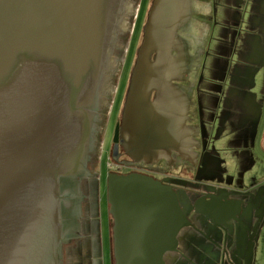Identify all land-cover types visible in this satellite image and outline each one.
Listing matches in <instances>:
<instances>
[{
  "label": "water",
  "instance_id": "1",
  "mask_svg": "<svg viewBox=\"0 0 264 264\" xmlns=\"http://www.w3.org/2000/svg\"><path fill=\"white\" fill-rule=\"evenodd\" d=\"M129 1L0 0V264H69L101 253L92 160ZM188 4L152 0L113 135L116 161L121 145L136 162L198 165L202 127L188 124L193 91L180 84ZM107 198L114 264H166L179 231L192 225L178 192L146 175L109 173ZM243 203L217 194L195 203L224 237L223 261L226 222L251 229L255 212ZM220 207L234 211L218 220Z\"/></svg>",
  "mask_w": 264,
  "mask_h": 264
},
{
  "label": "rangeland",
  "instance_id": "2",
  "mask_svg": "<svg viewBox=\"0 0 264 264\" xmlns=\"http://www.w3.org/2000/svg\"><path fill=\"white\" fill-rule=\"evenodd\" d=\"M218 1H224L227 6H217L213 15L207 16L209 20H212V25H215V32L211 34V44L204 60H202L199 79L194 87L195 103L192 111L202 127L200 135L201 140L204 141L202 158L197 170L188 165L173 167L171 170L188 178L192 187L203 186L215 190L214 185L206 186V182H210V184L226 182L229 184L230 190L225 188L219 189V191L228 194L231 198L246 202L247 206L248 199L256 192L235 189L233 183L246 186L258 179L259 172L264 173V153H256L255 149L250 150L249 147L252 143L245 141L242 144L247 147V150L238 155L232 147L236 144L231 141V138L228 140L225 134L233 129L229 122L234 123L236 117L246 119V121L251 119L247 115L249 111L246 112L248 107H244L239 112L235 110V118L233 116V107L237 101H249V98L242 99L241 94L237 91L239 87L245 88L246 92H249L247 96L250 95V98H258L261 104L264 102V66L261 67L262 71L261 69L259 71L257 67V64L259 67L263 64L258 59L259 55L264 53V0ZM151 4L152 0H132L130 2V13L125 17L113 65L114 69L110 77L112 79L108 95L110 100L104 110L107 116L102 123L103 131L100 133L101 140L96 155L97 165L92 164L91 171L96 173V177L103 178L99 196L100 220L105 231L102 233L103 264L114 263L112 239L106 230L107 165L111 167L115 164L111 155L113 135L117 122L122 117L132 69L143 40L144 27ZM250 103L253 105V102ZM251 109L252 107L249 110ZM225 121L227 122L223 123ZM247 130H245V134ZM224 139L225 141H223ZM208 156V166L204 171ZM255 165L256 167H254ZM252 168H257L258 172L250 173ZM245 189L247 190L246 187ZM263 217L264 215H258L255 212L250 231L238 228L233 221L226 222V227L232 232L227 240L228 254L225 261L222 258L223 235L221 237L215 229L204 225L207 227L204 232L191 233L190 228L184 232L181 248L164 255L166 264H231L230 260L235 264H253L254 238ZM186 240L189 241L186 242ZM193 246H200L199 254L193 255ZM210 249L212 251H209ZM237 249L242 252L241 259L239 255H234Z\"/></svg>",
  "mask_w": 264,
  "mask_h": 264
},
{
  "label": "flooded vegetation",
  "instance_id": "3",
  "mask_svg": "<svg viewBox=\"0 0 264 264\" xmlns=\"http://www.w3.org/2000/svg\"><path fill=\"white\" fill-rule=\"evenodd\" d=\"M130 2H132V0L129 1L126 16L130 13L129 12L130 11V7H129ZM188 5H189V11H190L189 12V18L178 30V35L184 44V49H185L184 53H185L186 63H187V69H186L187 79L183 82L186 86H189V88L187 87L189 91H191V90L194 91L195 84L197 83V81L199 79L202 60H204V58L207 54V50L209 48V45L211 44L210 35L212 34L213 27L215 25H209V26L205 25L204 26V24L201 23V21L203 22V19L205 17V14H204L205 7H203V5L201 3H197L196 7H193V5H191V0H189ZM198 21H200V22H198ZM208 27H209V30H208ZM111 84H112V79L110 78L109 85H108L107 92H106V96H105V100H104L102 111H101V115L99 118L97 130L95 133V155H94V158L92 160L93 165H97V159H96V155H97V151H98L97 148H98V145H99L100 140H101L100 133H102V131H103V124L102 123L104 122L105 117L107 116V113L104 110H105V107L109 104L110 99H109L108 95L110 93L109 87L111 86ZM192 100H193V105L191 106V108H193L194 103H195L194 99H193V92H192ZM188 124L190 126H193V129L196 130V132L198 131V128L201 127L198 123L197 116H195V113L192 110H191V114H190ZM200 135H201V132L197 136V139H199L200 143H201V147L198 150L199 151V162H198L197 166H194L192 163L185 162V161L181 160V158H179V157L175 158L174 160H172V159L171 160L161 159L154 164H150V163H147L144 161H140V162L137 161L136 162V161L132 160V158H130L126 154V152L124 151V149L121 145L119 148V152H120L119 161L114 160V158L112 156L113 161L115 163L114 164L115 166L113 165L112 168H110L107 165V178H108L109 173H118V174L137 173V174H142V175L152 177L156 180H159L163 184L172 186V188L176 192H178V194L180 195L181 206L185 210L188 219L192 222V225L183 227L179 231V234L177 236L178 245H177L176 249L173 251H167L165 254L173 253V252H175L181 248V239L182 238L184 239V232H186L188 230V228H190L191 233L192 232L198 233L199 231H202V232L205 231V229L207 227L204 225H212V222H213L212 217H210L204 213H199L196 211V205H195L196 201L198 199H202V198H209V196L211 194H217V195L223 196L221 192L212 190L209 187H203V186L192 187V186H190L192 184H189V181L187 180L188 178H184L180 174L174 173L171 170L173 167H178V166L181 167V166H187V165L194 167L197 170V168L199 167V164H200V160L202 158V147L204 145V141L201 140ZM113 145L114 144L112 143L111 155H112ZM99 168H100V162H99ZM95 174L96 173L91 171V175L95 176ZM98 180H99L98 183H99V196H100V191H101V188L103 186L102 185L103 178L100 176L98 178ZM206 186H207V184H206ZM106 194H107V191L105 192V200H108V198L106 199ZM102 201H103V199H102ZM107 205H108L107 209L105 210V214H107L106 230H107V233L109 235H111L112 249H113L114 218L110 214L109 203ZM99 209H100V198H99ZM223 210H225V209H223L221 207H220V209L217 210L218 220L220 219V217L224 213ZM225 211H227L228 213H232L234 211V208H232V209L230 208V210H225ZM247 211L248 210L246 209L245 212H247ZM104 232L105 231L102 228V222L100 220L101 255H102V247H103V234L102 233H104ZM186 238H187V235H186L185 239ZM188 241L189 240H186V242H188ZM240 246H241V244H240ZM90 258H91L90 255H82V256H79L78 258H76L75 260H73L72 262H70L69 264H72V263H74V264H81V263L89 264ZM225 260H226V258H225Z\"/></svg>",
  "mask_w": 264,
  "mask_h": 264
},
{
  "label": "crops",
  "instance_id": "4",
  "mask_svg": "<svg viewBox=\"0 0 264 264\" xmlns=\"http://www.w3.org/2000/svg\"><path fill=\"white\" fill-rule=\"evenodd\" d=\"M197 3H201L203 7H205V11H204L205 17L203 19V22L201 21V23H203L204 26L212 25V20H209L207 16H212L214 13V10L217 9V6L224 7L226 5L224 1H218V0H192L193 7H196ZM208 30H209V27H208ZM212 32H215L214 27H213ZM210 38H211V35H210ZM258 60L260 63H263L260 65V67L257 64V67L260 71L261 67L264 66V53L259 55ZM180 84H182V82H180ZM182 85H185V84H182ZM187 87L189 88V86ZM237 91L241 94L242 99L249 98V101H237L235 107H233L234 108L233 116L235 118V110L239 112L244 107H248L246 112L249 111L247 115L251 117V119L246 121V119H241V118L236 117V121H234V123L229 122V124L232 125L233 129L231 130V132L225 135L227 136L228 140L231 138V141L236 144V146H232V147L234 148V150H236L238 155L246 152L247 147L244 144H242L245 141H249L252 143L251 146L249 147L250 150L252 149L253 151V149H255L256 153H259V152L264 153V102H262L261 104L258 98L252 99L250 98L251 97L250 95L247 96L249 92H246V89L243 87H239ZM255 93H258V92H255ZM193 99H194V91H193ZM250 102H253V105ZM250 107H252L251 110H249ZM191 110L192 108H190V111ZM226 122L227 121L223 123H226ZM246 129H248L247 130L248 133L246 132L245 134ZM194 132H196V130H194ZM223 141H225V139ZM223 150H226V149H223ZM208 162H209V156L206 158V166H204V171H206ZM254 167H256V165ZM254 172L257 173L258 169L252 168V171H250V173H254ZM212 183L210 184V182L209 183L206 182L207 185H214L216 190L225 189V188L230 190V186H228L229 184H227L226 182H221V183L217 182V184L215 183L212 184ZM233 185L235 189L237 188L240 190H244L246 192L248 191L256 192V193H253L248 199L250 210H251V213L257 211L258 214L263 216L264 215V173L259 172L258 179L247 184L246 186L235 185L234 183ZM245 187L247 188V190L245 189ZM221 193L225 198H227V200L234 199L224 192H221ZM245 203H243L242 205L243 207H246ZM254 242L255 243H254V248H253V254H254L253 264H264V217H263L262 223L259 225V228L257 229V234L254 238ZM199 250H201L199 246L197 247L193 246V255L199 254L198 252ZM209 251H212V250L210 249ZM90 257L91 258H90L89 264H103L101 253L91 254ZM81 264H84V263H81Z\"/></svg>",
  "mask_w": 264,
  "mask_h": 264
},
{
  "label": "built area",
  "instance_id": "5",
  "mask_svg": "<svg viewBox=\"0 0 264 264\" xmlns=\"http://www.w3.org/2000/svg\"><path fill=\"white\" fill-rule=\"evenodd\" d=\"M108 167H110V166H108ZM110 168H112V166Z\"/></svg>",
  "mask_w": 264,
  "mask_h": 264
}]
</instances>
